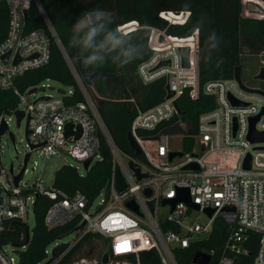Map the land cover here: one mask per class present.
<instances>
[{"label": "built area", "instance_id": "built-area-1", "mask_svg": "<svg viewBox=\"0 0 264 264\" xmlns=\"http://www.w3.org/2000/svg\"><path fill=\"white\" fill-rule=\"evenodd\" d=\"M1 2L8 9V29L0 43V90H11L18 99V105L10 115L2 116L0 122L4 120L8 127L12 118L16 120L17 111L24 113L22 120L30 117L26 136L30 158L33 153H39L45 159L64 152L82 164L89 161L85 170L88 172L96 163L104 161V150L109 155L110 174L105 186L92 199L81 192L68 195L53 184L45 185L41 173L31 186L22 184L27 165L15 186L13 176L20 173L23 164L17 173L13 169L11 174L2 163L0 147V264H18L15 250L24 251L26 246L14 248L3 245L1 238L7 221H24L30 210L33 211L36 196L46 197L51 202L43 218L47 229L72 226L70 233L75 236L68 244L69 249L89 234H95L103 241L105 248L98 259H83L76 264H102L104 254L108 255L107 264H179V250H189L194 243L209 238L217 220L225 225L226 234L223 254L216 264H234L236 257L248 253L246 245L255 243V239L253 264H264V142L252 143L248 139L250 120L264 110V94L245 91L234 77L202 85L199 31L195 30L188 37H176L164 30L151 29L148 37L151 56L139 65L138 75L144 85L165 79V86L174 96L166 99L165 90L160 103L145 111L139 110L134 117L129 133L144 158V161H138L114 143L78 70L69 60L68 67L84 102L76 105L64 103V98L72 96V89L63 92L61 97L48 95L34 100L28 99L34 94H28L33 88L24 93L17 90L15 78L48 64L51 37L61 51L62 47L39 0ZM32 4L38 8L51 37L41 30L25 33L24 12H28ZM171 13L181 19L177 23L170 22L168 15ZM159 17L170 25H183L189 12H162ZM131 23L135 24L132 31L139 28L137 22ZM127 25L118 27V32L122 35L129 33L121 30ZM184 48L189 50L187 67L183 66L179 52ZM6 55L5 63L3 57ZM258 59L260 68L257 74L261 68L264 69V51ZM166 62H169L168 66L159 67ZM243 85L264 93V88ZM182 96H187L192 102L201 96L214 99V107L198 116L194 135L187 134L189 125L176 105ZM68 123H72L74 128L66 137L64 127ZM175 123L186 131L185 135L161 134L162 130ZM163 124L165 127L157 131ZM77 126L81 131L79 138L74 135L78 131ZM254 130L264 133V114L254 125ZM154 137L157 139H152ZM176 137L180 138L184 148L172 146ZM189 138L192 147L185 150ZM30 146L36 148L31 149ZM178 153L181 156L170 160L171 154ZM248 156L250 165L246 168L244 164ZM190 165H196V168L184 170ZM74 169L80 177L85 176ZM134 169L146 177L139 179ZM117 173L124 182L122 190L117 189ZM180 189L188 191L191 202L199 210L182 201L177 202L173 210L170 205H162L165 200L176 199ZM131 201L138 212L126 206ZM164 208L168 210L165 216L160 213ZM208 210L213 211L211 217L207 216ZM192 213L202 214L206 221L201 224L198 217L190 219ZM7 249L14 255L11 256ZM198 252L208 255L211 264L212 253ZM195 253L190 264H200L193 262ZM45 256L44 261L48 264H59L64 254L55 257L53 250L47 248Z\"/></svg>", "mask_w": 264, "mask_h": 264}, {"label": "trees", "instance_id": "trees-1", "mask_svg": "<svg viewBox=\"0 0 264 264\" xmlns=\"http://www.w3.org/2000/svg\"><path fill=\"white\" fill-rule=\"evenodd\" d=\"M39 2L61 44L62 51L52 39L38 8L32 4L24 21V30L25 33L41 30L51 37L50 60L42 68L15 78V87L24 93L44 81L52 80L72 89V96L63 99L66 105L82 103L83 95L73 78L67 60L76 68L77 59H87L86 73L99 72L110 75L94 79L92 87L85 88L114 143L138 161H144L143 156H135L127 142L131 123L139 110L145 111L160 103L165 97V79L144 85L138 75L139 65L151 56L148 49L151 29L164 30L176 37H188L195 30L199 31V73L202 85L209 81L232 79L234 69L238 66L242 68V62L246 57L258 58L264 51V19L243 17L241 0H234L232 22L222 26L214 11L216 0H39ZM177 11L189 12V17L183 25H170L159 17L162 12ZM91 13L108 15L93 24L78 28L80 21ZM180 19L181 17L174 13L168 15L170 22L177 23ZM131 22H137L139 28L132 31L131 26L135 24ZM126 24L128 25L122 30L129 33L122 35L117 29ZM7 29L8 9L5 3L0 2V43L5 39ZM17 105L18 99L11 90H0V118L10 115ZM176 105L183 120L189 125L187 134L194 135L198 116L214 107V99L201 96L198 101L192 102L187 96H182ZM163 127L165 124L160 125L157 131ZM186 141L185 150H190L192 140L189 138ZM103 152L104 161L96 163L84 177H80L71 166L60 167L55 172L53 186L68 195L81 192L90 199L97 196L110 174L109 155L106 151ZM50 204L46 197L37 198L33 209L35 223L30 230L29 242L24 251L15 250L18 253V264L43 262L48 246L73 229L71 225L54 229H47L44 226V214ZM26 226L22 220L7 221L1 243L14 248L22 246L25 242ZM225 234V225L217 220L209 238L194 243L189 250H179L178 263L190 264L195 252L207 251L212 253L211 264H216L223 254ZM256 240L255 243L246 245L248 253L236 257L234 264H253ZM96 241L99 242L100 238L95 234H89L70 249L68 244L56 246L53 255L59 257L64 254L59 264H76L89 258L90 251L86 253V249L94 248Z\"/></svg>", "mask_w": 264, "mask_h": 264}, {"label": "rangeland", "instance_id": "rangeland-1", "mask_svg": "<svg viewBox=\"0 0 264 264\" xmlns=\"http://www.w3.org/2000/svg\"><path fill=\"white\" fill-rule=\"evenodd\" d=\"M233 8H234V0H216V6L214 11L215 14L217 15V18L220 22L219 24L221 26L227 25L232 22L234 18ZM176 13H179V11H177ZM242 16L245 18H251L245 16L244 10ZM88 24H90V22L87 15L85 18H83L80 21L78 28H82ZM131 28H132L131 30H133L134 25L131 26ZM221 47H223V45ZM259 68L260 65L258 58L249 57V56L246 57L245 60H243L242 62V68H241V78L243 83L254 88H264V83L261 80H256L254 78L257 75ZM36 89L37 91L33 94V96L28 97L29 100L38 99L48 95L52 97H61L63 91L67 92L68 90H70L69 87H64L61 84L52 80L42 82L39 86L36 87ZM8 124H9L8 131L5 133V135H3L0 138V147L2 150L1 160L3 165L7 169H9L12 164L14 173H17L19 171V166H21L23 162V158L25 154L29 150L27 147V141L25 136L26 119L21 121L19 127H17L16 125L15 118H12ZM8 133L13 134L15 139L14 144L9 139ZM172 146L178 149L184 148L183 147L184 145L181 146L180 138L177 137L172 140ZM34 162L37 163L36 166L34 165ZM64 165L77 168L80 174H86L83 164L71 158L67 153L59 152V155H53L45 159L41 157L39 153H33L27 164V172L23 176L22 184H27L31 186L37 179L38 174L41 173V178L43 183L45 185H52L54 181L55 172ZM160 213L163 216H165L168 214V210L166 208L161 209ZM196 217H198V221L201 224L206 221V218L200 213H192L190 219H194ZM24 222L27 224V226H29L30 230L34 227L35 220L32 210H30ZM74 236L75 234L73 233L65 235L61 239H58L55 242L51 243L48 246V250L52 251L58 245L71 243L74 239ZM97 241L94 242V246H95L94 248L86 249V253L87 251H90L88 253L89 258L86 259H95V258L98 259L100 257V252L104 251L105 246L103 244V241L101 239L99 242ZM7 252L11 256L14 255L12 252H10L9 249H7ZM45 263L46 261H43L39 264H45Z\"/></svg>", "mask_w": 264, "mask_h": 264}, {"label": "water", "instance_id": "water-1", "mask_svg": "<svg viewBox=\"0 0 264 264\" xmlns=\"http://www.w3.org/2000/svg\"><path fill=\"white\" fill-rule=\"evenodd\" d=\"M0 2H1V0H0ZM241 4H242L243 10H244V14H245L246 17H251L253 19H264V2L263 1H261V0H241ZM27 14H28L27 11L24 12V16L25 17L27 16ZM107 15H108L107 13H91V14L88 15V19H89L90 24H93L96 21H98L99 19L106 17ZM160 41H162V38H160ZM179 52H180V55H181V58H182L183 66L187 67L188 66V53H189V50L184 48V49H179ZM7 59H8V55L3 57V61L5 63L7 62ZM87 63H88V60L85 59V58H79V59H77L75 61V66H76V68L78 70V73H79L80 77L82 78V80H83V82H84V84L86 86L92 87L94 79H96L98 77L109 76L110 75V74H101L99 72H95V73H92V74L86 73L85 67H86ZM164 65L168 66L169 62L161 63L159 65V67L160 66H164ZM254 78L256 80H264V69L261 68L260 73L257 74ZM234 79L238 82L240 87L242 89H244L245 91L264 94L263 92H260V91H257V90L248 89V88H246L243 85V83L241 81V68L239 66L234 69ZM165 90L167 92L166 99H170V98H172L174 96V93L169 90V87L167 85L165 86ZM36 91H37V89L33 88V89H31L28 92V94L29 95L33 94ZM44 98H46V97H44ZM263 114H264V110L257 117H255V118L250 120L251 128H250V132H249V135H248V139L252 143L264 142V133H257L254 130V125L256 124V122L259 120V118ZM15 117H16V125H17V127H19L20 124H21V121H22V119L24 117V113L22 111H17V112H15ZM29 119H30V117L28 116L27 119H26L25 136H27V134H28V122H29ZM73 128L74 127H73L72 123H68V124L65 125L64 131H65V136L66 137L71 135ZM76 128H77L78 131L75 132L74 135H75L76 138H79L80 133H81L80 127L77 126ZM7 130H8V127L5 124L4 120H2L0 122V138L3 135H5ZM161 134L170 135V136L185 135L186 131L180 126L179 123H175L174 125L162 130ZM8 136H9V139L11 140V142L14 144V136H13V134L8 133ZM152 139H157V137H154ZM127 142H128L129 148L133 151L134 155L135 156H140L141 155V150H140L139 146L137 145V143L135 142V140L133 139V137L131 136L130 133L127 134ZM30 148L33 149V148H36V146H30ZM175 156H181V154L180 153L171 154L170 155V160L172 158H174ZM29 158H30V153H26L24 158H23V162H22L23 167H22L20 173L17 176H13V182H14L15 186H17L18 182L21 180ZM249 161H250V158L248 156L246 158V161H245V164H244V166L246 168H249V165H250ZM88 166H89V161L84 162L83 167H84L85 170H87ZM130 167L133 168L132 163H130ZM195 168H196V165H190V166L185 167L184 170H190V169H195ZM9 170H10V173L12 174L13 173V165L12 164H11ZM134 171H135V173H136V175H137V177L139 179L142 178V177H146L145 175H141L138 169H134ZM123 188H124L123 179L121 178V175L119 173H117V189L118 190H122ZM146 193L149 195V192H146ZM37 198H38V196H36V200H37ZM179 201H182V202L186 203L190 208H192L194 210H199V207L191 202L189 193H188V191L186 189H180L178 191V197L176 199L165 200L162 205L163 206L164 205H170L172 207V210H173L174 206ZM126 206L129 209H131V210H133L135 212H138L137 207L134 205V203L132 201L128 202L126 204ZM206 213H207L208 217H211L212 214H213V211L208 210V211H206ZM29 237H30V228H29V226H26L25 227V242L23 244L24 246H26L28 244ZM107 261H108V255L104 254L103 257H102V264H107ZM193 262L194 263H200V264H209L210 257L208 255H205V254H202V253L198 252V253H195V255L193 257ZM48 263L49 262H46L45 264H48Z\"/></svg>", "mask_w": 264, "mask_h": 264}]
</instances>
